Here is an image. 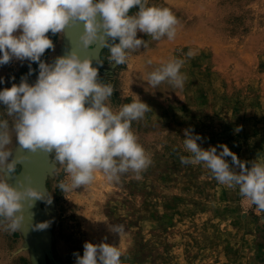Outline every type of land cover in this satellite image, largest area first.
I'll use <instances>...</instances> for the list:
<instances>
[{"label": "rangeland", "instance_id": "1", "mask_svg": "<svg viewBox=\"0 0 264 264\" xmlns=\"http://www.w3.org/2000/svg\"><path fill=\"white\" fill-rule=\"evenodd\" d=\"M153 5L179 19L174 40L153 41L138 33L149 46L131 53L125 65H110L107 49L97 53L102 64L93 62L114 87L109 101L114 111L137 96L151 107L132 130L152 164L141 180L127 173L109 183L97 173L91 185L67 193L56 187L67 181L63 168L54 179L46 155L36 172L24 175V163L18 165L19 177L10 183L27 177L52 196L51 205L37 201L30 209L31 224H50L44 230L26 225L25 233L0 231V264H75L74 253L83 255L86 241L118 246L124 264H264V217L238 188L219 184L205 165L179 159L189 155L184 129L192 128L203 138L202 148L226 144L241 161L264 163V0H149ZM67 30L49 33L55 50H46L43 60L63 55ZM189 50L195 53L191 58L185 56ZM172 57L185 59L183 90L166 83L149 86L148 73ZM31 67L28 82L34 83L38 65ZM28 72L26 60L0 66V90L19 84ZM5 111L0 106V117L11 119ZM16 147L14 155L21 157L24 150ZM105 221L123 224L125 233L110 232ZM22 247L26 252H19Z\"/></svg>", "mask_w": 264, "mask_h": 264}, {"label": "clouds", "instance_id": "2", "mask_svg": "<svg viewBox=\"0 0 264 264\" xmlns=\"http://www.w3.org/2000/svg\"><path fill=\"white\" fill-rule=\"evenodd\" d=\"M179 23L169 8L149 6V0H0V66L14 59L29 62V72L19 84L0 90V106L11 118L0 117V231L25 233L26 225L44 230L50 224H31L30 209L35 203L53 202L45 187H34L27 177L17 179L15 185L9 182V178L19 177L14 173L23 165V157L14 155L17 145L46 155L53 165L54 179L57 170L63 168L67 181L56 185L62 193L91 185L97 173L109 183H119L127 173H133L136 180L143 178L152 158L139 143L132 124L143 120L151 107L137 96L114 111L109 104L114 87L105 83L93 66L94 59L99 64L103 61L82 56L77 49H107L110 65H125L131 53L149 46L138 33L153 41L165 37L172 41ZM75 25L83 27L77 46L51 63L43 60L46 50H55L49 33L63 35ZM194 55L192 50L185 54L187 58ZM32 63L38 65V75L29 83L28 76L35 71ZM184 64L183 58H169L148 73L147 84L158 88L166 83L183 90L187 79L181 72ZM202 140L194 129H184L183 145L189 155H181L180 162L205 165L219 184L238 188L243 201L264 217V163L241 161L226 144L202 148L198 144ZM105 222L119 237L125 233L123 224ZM19 252L26 249L22 247ZM74 256L75 264H124L119 247L107 242L86 241L83 255Z\"/></svg>", "mask_w": 264, "mask_h": 264}, {"label": "water", "instance_id": "3", "mask_svg": "<svg viewBox=\"0 0 264 264\" xmlns=\"http://www.w3.org/2000/svg\"><path fill=\"white\" fill-rule=\"evenodd\" d=\"M83 31L82 25H75V26H69L67 30V38H66V45L63 50V55H65L67 52L73 50L74 47L77 46L78 41H79V35ZM80 51V54L83 55H89L92 57L97 58V53L99 52L100 49H97L94 52H90L89 54L82 49H77ZM94 61H96L94 59ZM23 153L21 154V157H23V163H24V175L27 173H33L36 172L37 168L40 166V162L43 160L44 161V154L42 153H30L27 150L22 151ZM42 161V162H43ZM46 169V167H45ZM44 169V171H45ZM41 179V178H40Z\"/></svg>", "mask_w": 264, "mask_h": 264}, {"label": "bare ground", "instance_id": "4", "mask_svg": "<svg viewBox=\"0 0 264 264\" xmlns=\"http://www.w3.org/2000/svg\"><path fill=\"white\" fill-rule=\"evenodd\" d=\"M29 182V181H28ZM38 220V219H37Z\"/></svg>", "mask_w": 264, "mask_h": 264}]
</instances>
